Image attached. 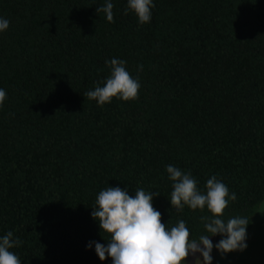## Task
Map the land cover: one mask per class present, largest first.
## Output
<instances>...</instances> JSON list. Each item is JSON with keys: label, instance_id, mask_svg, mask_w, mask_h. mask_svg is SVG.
<instances>
[{"label": "trees", "instance_id": "1", "mask_svg": "<svg viewBox=\"0 0 264 264\" xmlns=\"http://www.w3.org/2000/svg\"><path fill=\"white\" fill-rule=\"evenodd\" d=\"M111 2L114 22L105 0H0V237L23 242L21 264H112L87 247L110 238L91 216L109 186L158 191L168 229L207 235L206 207H172L169 164L202 193L213 175L226 184L222 219L247 217L246 231L264 202V0H153L144 24ZM113 58L139 95L100 106L83 93Z\"/></svg>", "mask_w": 264, "mask_h": 264}, {"label": "clouds", "instance_id": "2", "mask_svg": "<svg viewBox=\"0 0 264 264\" xmlns=\"http://www.w3.org/2000/svg\"><path fill=\"white\" fill-rule=\"evenodd\" d=\"M113 3L105 0L103 6L96 9L104 13L108 22H114ZM153 0H127L125 14L132 11L140 24L151 20ZM10 21L0 17V32L7 30ZM110 66V75L94 90L83 95L95 100L98 105L111 103L113 98L123 101L138 98L139 78H133L126 70V61L113 58L106 60ZM142 69V65L139 66ZM7 98L4 89H0V106ZM168 179L173 182L170 203L173 208L182 211L185 205L192 210L210 211V216H201L207 235L198 239L190 238V231L184 220H179L170 229L161 222V213L153 207V197L160 193L136 189L135 196H130L126 189L107 187L101 190L96 199L91 216L99 222L101 231L109 234L107 246L99 242H89L88 248L95 243V251L101 261L111 257L112 264H186L187 257H195V264H212L211 252L215 247L223 256L232 251H243L247 248V217L235 216L227 221L222 219L229 200L234 201L236 194L229 193L226 184L213 175L206 182V193L197 187V181L191 172L169 164L166 166ZM221 235L218 243L213 245L209 236ZM23 242L13 239V232L8 231L0 237V264H21L19 257L10 249ZM199 253L200 256H196ZM202 257V259L200 258Z\"/></svg>", "mask_w": 264, "mask_h": 264}, {"label": "rangeland", "instance_id": "3", "mask_svg": "<svg viewBox=\"0 0 264 264\" xmlns=\"http://www.w3.org/2000/svg\"><path fill=\"white\" fill-rule=\"evenodd\" d=\"M254 221V227L247 231V248L243 251L228 252L222 256L213 247L212 264H264V202L260 205ZM219 240L211 241L215 245ZM196 256H200V254L197 253ZM200 258L202 259V257ZM186 264H195V257L189 255Z\"/></svg>", "mask_w": 264, "mask_h": 264}]
</instances>
